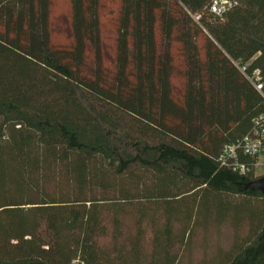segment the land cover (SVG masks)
Wrapping results in <instances>:
<instances>
[{"label": "trees", "instance_id": "obj_1", "mask_svg": "<svg viewBox=\"0 0 264 264\" xmlns=\"http://www.w3.org/2000/svg\"><path fill=\"white\" fill-rule=\"evenodd\" d=\"M213 1L118 0L107 49L103 0H0V264H181L224 223L206 264H264V173L218 163L264 114V0Z\"/></svg>", "mask_w": 264, "mask_h": 264}, {"label": "rangeland", "instance_id": "obj_2", "mask_svg": "<svg viewBox=\"0 0 264 264\" xmlns=\"http://www.w3.org/2000/svg\"><path fill=\"white\" fill-rule=\"evenodd\" d=\"M103 14L101 15V25L105 29L107 34L104 35V40L106 42L105 47L110 49L111 38H113V33L111 29L112 20L117 15L118 0H103ZM67 11V6L61 7V9L56 11V16L54 17V37L59 39L62 43H65L69 37L67 35V20L65 14ZM106 58L108 55L106 54ZM260 161H264V158H259ZM261 168L255 173V175H262ZM237 197H229L230 200L235 201ZM125 228H123L125 234L135 232V227L133 220L128 217L124 220ZM127 226V227H126ZM176 230V229H175ZM177 231V230H176ZM241 233L247 232V226H245ZM235 235V230L230 226L229 223L218 224V225H199L192 231L190 239H187V249L183 254L181 259V264H206L211 261L212 257L219 251L224 252L225 249L230 247L233 242ZM147 236V237H146ZM145 248H149L151 233L149 228H146L145 234ZM112 243L109 237L102 240V244Z\"/></svg>", "mask_w": 264, "mask_h": 264}, {"label": "built area", "instance_id": "obj_3", "mask_svg": "<svg viewBox=\"0 0 264 264\" xmlns=\"http://www.w3.org/2000/svg\"><path fill=\"white\" fill-rule=\"evenodd\" d=\"M231 4L228 0H214L211 11L219 13ZM240 70L244 72L245 66L240 67ZM246 78L256 90L261 91L262 83L257 69L253 70L250 75H246ZM245 157L254 159L253 168L255 173L259 168L264 173V161L259 160V158H264V114H260L252 120L251 128L247 134L222 146L218 155V163L220 166L229 168L232 171L245 173L249 169V166L241 161V158Z\"/></svg>", "mask_w": 264, "mask_h": 264}, {"label": "water", "instance_id": "obj_4", "mask_svg": "<svg viewBox=\"0 0 264 264\" xmlns=\"http://www.w3.org/2000/svg\"><path fill=\"white\" fill-rule=\"evenodd\" d=\"M245 189L258 190L264 194V176L243 185Z\"/></svg>", "mask_w": 264, "mask_h": 264}]
</instances>
